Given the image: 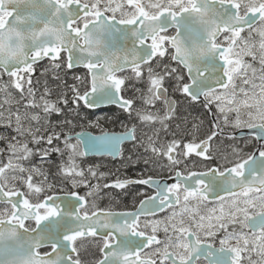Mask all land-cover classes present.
Returning <instances> with one entry per match:
<instances>
[{
	"label": "snow or ice",
	"instance_id": "6c2138e0",
	"mask_svg": "<svg viewBox=\"0 0 264 264\" xmlns=\"http://www.w3.org/2000/svg\"><path fill=\"white\" fill-rule=\"evenodd\" d=\"M176 93L207 132L171 127ZM81 104L131 127L76 132ZM0 128V264H84L93 246V264H264V0H0ZM125 141L148 174L101 183L85 158ZM130 185L149 190L134 210L100 206Z\"/></svg>",
	"mask_w": 264,
	"mask_h": 264
},
{
	"label": "rangeland",
	"instance_id": "374dc122",
	"mask_svg": "<svg viewBox=\"0 0 264 264\" xmlns=\"http://www.w3.org/2000/svg\"><path fill=\"white\" fill-rule=\"evenodd\" d=\"M46 66H48V62L47 63H44V64H42V65H40L39 66V68H38V70H37V72H36V74H35V76H36V78H40V72L44 69V67H46ZM69 71V70H68ZM70 72H75V74H72L70 77H69V80H70V82H75L74 80H73V76L74 75H80V76H84L85 74H86V71H84V70H76V71H70ZM63 72H61L60 73V75L62 76V78H63V80H64V77H63ZM49 76H51V74H49L48 75V77ZM47 77V79H48V81H49V84H50V86H52V87H55V85L54 84H52V76H51V78H48ZM5 80L7 79V78H4ZM41 79V87L43 86V78H40ZM66 80H67V78H66ZM65 80V81H66ZM72 83V84H73ZM169 91H170V94H171V89H169ZM127 95H130V93H126ZM173 96H175V97H177V99H178V109H177V111L175 112V114H174V118H173V121H172V123H171V127L174 129L175 127H176V124H181V126H184V124L185 123H187L189 126H191V124L193 123V122H196V123H199L202 119H201V117H200V112L198 111V110H196L197 108H195V112L194 111H191L190 109H192V107H190V105L188 104V100H185L182 96H180L178 93H176V94H173ZM82 108H84L83 107V105L81 104V113H82V115H86L88 118H86V119H83V120H81V121H79L78 122V125L81 123V122H83V121H88L87 122V125H91L90 124V120L91 121H95L96 120V118L97 117H103L100 121L101 122H105V123H114L115 121H119V129H118V131L117 132H125L126 131V128H125V125H127L128 127H131V124H130V122H129V120H128V118H127V114H125V113H123L121 110H119V109H117V110H115V111H117V112H115V113H113V114H115V116H113L112 115V112H104V111H107V109L106 110H103V111H98V112H92V114H90V116H88V114L87 113H85V112H83L82 111ZM215 109H213V111H214ZM197 112V113H196ZM205 114H206V120H205V122L203 123V126H202V128H201V132H207V130H208V128H209V120H211L212 118L208 115V113H207V110H206V112H205ZM88 127V126H87ZM77 128V127H76ZM84 129V128H83ZM83 131H85V130H82V129H78L76 132H83ZM87 131V130H86ZM144 132H147L148 134H151V132H150V130L148 129V128H143V129H139L138 128V130H137V134L138 135H142ZM99 134V133H98ZM101 134V133H100ZM1 146V145H0ZM126 150L127 151H125V153L123 154V159H121L120 158V160H121V164L123 163L124 164V162L126 163V165H127V163L129 162L132 166L131 167H133V171H135V173H136V171H139L140 169H142V168H140L139 166H140V164H139V162H141L142 164H143V160L142 159H138V152L135 150V149H133V146L131 145V146H129V147H127L126 148ZM143 152V149L141 148V149H139V153H142ZM129 156H131L132 157V159L131 160H128V157ZM56 157V156H55ZM96 160H104V159H96ZM56 161L58 162V158L56 157ZM36 162L37 163H39V158L36 160ZM147 167H149V166H146V169H147ZM134 169H137V170H134ZM156 170V169H155ZM155 170H154V172H155ZM142 173H144V172H142ZM99 204H101V202L99 201ZM215 204V203H214ZM100 206H102V205H100ZM209 206H212V205H209ZM2 207H4V206H0V208H2ZM116 207V206H115ZM105 208V207H104ZM96 251L99 253V251L93 246L91 249H90V251L89 252H87V253H84L83 255H82V258H83V260H84V262H86V261H94V259H91V256L93 257V258H96L95 260H97V259H100L101 258V256L100 255H98V256H93L95 253H96Z\"/></svg>",
	"mask_w": 264,
	"mask_h": 264
},
{
	"label": "flooded vegetation",
	"instance_id": "af4514ba",
	"mask_svg": "<svg viewBox=\"0 0 264 264\" xmlns=\"http://www.w3.org/2000/svg\"><path fill=\"white\" fill-rule=\"evenodd\" d=\"M172 31V30H171ZM7 78V77H5ZM174 99H177V97L173 96ZM190 107L191 111L195 112L198 110L200 112V117L201 119L205 122L206 120V110L203 109L202 105L200 104H193L190 101H187ZM177 109H178V99H177ZM176 109V111H177ZM105 112V111H104ZM197 113V112H196ZM88 132V131H87ZM91 133V132H90ZM108 133H118L121 134L123 132H108ZM93 134V133H92ZM94 135H99V134H94ZM132 143H125L122 146V153L124 154L127 147L131 146ZM87 163H91L93 165L95 164H100L101 168L100 171H104L106 173H109V176L106 178V180H102L101 183L104 182H109L113 179H116L117 177L123 179V178H137L142 172L144 174L147 173L146 165L141 162L140 164V169L139 171H133L132 165L128 162L127 165L124 162V164H121L120 157L117 159H112L110 157H91V158H85ZM96 159H104V160H96ZM137 170V169H134ZM159 169H156L155 172H158ZM166 174V173H165ZM96 181H93L95 183ZM110 193L108 197H105L103 200H101V207H105L106 209H110L113 211H132L134 210V203H138V199L136 194L140 191H149L146 186L143 185H130L128 186L127 190H119V189H108L106 190ZM119 193V195H116ZM213 204L216 203L215 201L212 202ZM116 206V207H115ZM163 215V214H161Z\"/></svg>",
	"mask_w": 264,
	"mask_h": 264
},
{
	"label": "trees",
	"instance_id": "16d2710c",
	"mask_svg": "<svg viewBox=\"0 0 264 264\" xmlns=\"http://www.w3.org/2000/svg\"><path fill=\"white\" fill-rule=\"evenodd\" d=\"M63 77H64V80H66V78H67V80H66V82H67V84L68 85H71L73 82H70V80H69V77L72 75V74H75V72H70V71H68L67 69H65L64 71H63ZM48 78H51V76H49ZM115 110H117V109H115V108H108L107 109V111H105V112H112V115L113 116H115V114H113V113H115V112H117V111H115ZM82 111L83 112H85V113H87L88 114V116H90V114H92V112L91 111H88V110H86L85 108H82ZM103 118V117H102ZM210 121V120H209ZM87 122L88 121H83V122H81L78 126H77V128H75V131H77L78 129H82V130H87L88 132H91V133H93V134H100L102 131H104V132H117L118 131V129L120 128L119 127V121H115L114 123H105V122H101L100 121V126L99 127H95V126H92V125H87ZM88 126V127H87ZM84 128V129H83ZM5 131V129H3V128H0V132H4ZM2 146V145H1ZM38 159V158H37ZM52 160L53 161H56V157L55 156H53L52 157ZM98 255H100V253H98L97 251H96V253L93 255V256H98ZM91 259H94V261H95V259L96 258H93L92 256H91ZM94 261H86V262H84V264H93V262Z\"/></svg>",
	"mask_w": 264,
	"mask_h": 264
},
{
	"label": "water",
	"instance_id": "95a60500",
	"mask_svg": "<svg viewBox=\"0 0 264 264\" xmlns=\"http://www.w3.org/2000/svg\"><path fill=\"white\" fill-rule=\"evenodd\" d=\"M171 31V30H170ZM44 62H48L47 60H44V61H41V63L40 64H42V63H44ZM74 70H85L86 72H87V70L85 69V68H83L82 66H80V67H77V68H74V69H72V70H70V71H74ZM118 108V109H120L118 106H116V105H104V106H101L99 109H87V110H91V111H102V110H104V109H107V108ZM243 132H247V130L245 129V130H243ZM84 133H87V134H90L91 136H100L101 134H99V135H94V134H92V133H90V132H85L84 131ZM116 134H118V133H116ZM238 135V138H239V133L237 134ZM125 143H131V142H128V141H125L122 145H121V148H122V146L125 144ZM91 157H109V156H97V155H89L88 157H86V158H91ZM110 158H112V157H110ZM118 157H116V158H112V159H117ZM27 223V222H26ZM43 250H47V249H42V251Z\"/></svg>",
	"mask_w": 264,
	"mask_h": 264
}]
</instances>
